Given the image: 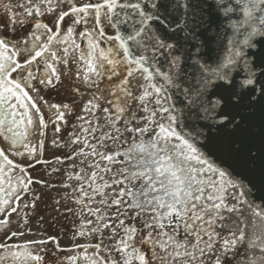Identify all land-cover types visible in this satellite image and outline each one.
<instances>
[{"label": "snow or ice", "instance_id": "snow-or-ice-1", "mask_svg": "<svg viewBox=\"0 0 264 264\" xmlns=\"http://www.w3.org/2000/svg\"><path fill=\"white\" fill-rule=\"evenodd\" d=\"M0 264H264V0H0Z\"/></svg>", "mask_w": 264, "mask_h": 264}, {"label": "flooded vegetation", "instance_id": "flooded-vegetation-1", "mask_svg": "<svg viewBox=\"0 0 264 264\" xmlns=\"http://www.w3.org/2000/svg\"><path fill=\"white\" fill-rule=\"evenodd\" d=\"M54 99H55V97H54ZM52 194H53V195H55V193H54V192H53Z\"/></svg>", "mask_w": 264, "mask_h": 264}]
</instances>
